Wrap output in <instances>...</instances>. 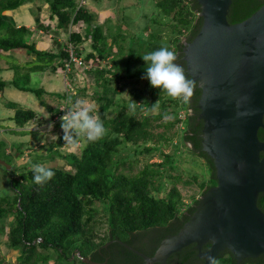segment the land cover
<instances>
[{"label": "trees", "instance_id": "trees-1", "mask_svg": "<svg viewBox=\"0 0 264 264\" xmlns=\"http://www.w3.org/2000/svg\"><path fill=\"white\" fill-rule=\"evenodd\" d=\"M31 1L0 0V60L3 54L18 51H26L29 59L35 57L26 63H13L15 76L11 81L0 80V93L13 87L33 94L51 113V119L63 116L65 111L47 102L49 93L45 88L32 84V75L75 71L76 65L68 51L72 44L75 56L89 67L84 72L92 75L95 87L92 99L98 104L95 113L103 121L106 133L96 142L88 141L80 154L64 155L58 149L65 144L62 131L60 140L49 144L48 155L37 156L30 164L11 169L15 195L12 200L0 201V221L11 214L15 217L7 237L8 245L19 251V264H86L83 258L97 264H145L118 242L105 246L119 240L154 256L160 243L168 235L177 234L190 219L200 197L217 185L214 161L202 146L204 123L198 108L202 89L198 83L190 102L185 104L142 79L146 70L142 55L162 46L177 54L176 63L186 72L184 48L201 30V5L197 0H154L161 15L154 23L166 26L169 39L164 40L159 31L153 30L139 41V37L124 31V22L118 24V31L114 30L118 25L114 27L110 20L99 24L101 16L77 0H43L50 7V20L57 18L56 36H48L53 32L50 25L40 24L36 29L52 43L46 50L42 42L33 40L35 30L15 26L6 15ZM263 6L264 0H232L228 22L241 23ZM80 25L85 26L84 34L77 29ZM75 27L77 30L73 31ZM60 30L68 33L64 41L60 40ZM87 40L91 41L92 52L84 58L81 45ZM121 42L127 43L126 48ZM125 79L144 85L135 92L134 102L141 104L135 112L129 111L119 98L123 92L120 83ZM86 92L84 89L71 96L52 93L50 97L73 101ZM158 101V112L154 114L150 110ZM7 108L15 112L10 120L19 130L11 129L13 133L40 139L37 132L26 129L38 118L36 111L19 108L15 102L7 103ZM55 125L60 128L61 122ZM259 138L264 141L263 129ZM165 147H171L172 151L166 152ZM185 153L203 162L201 173L190 171L187 176L182 171ZM6 156L14 158L15 153ZM155 157H161V162H152ZM56 158L64 160L68 168L45 166L55 176L43 185L34 183L33 164ZM141 162L143 167L139 168ZM180 185L197 186L199 195L187 204ZM258 206L264 212V193L259 196ZM210 246L211 243L207 244L204 250ZM215 260L217 264H238L229 250L221 252ZM203 261L193 244L172 255L168 263L204 264ZM240 264H264V255L245 259Z\"/></svg>", "mask_w": 264, "mask_h": 264}, {"label": "water", "instance_id": "water-1", "mask_svg": "<svg viewBox=\"0 0 264 264\" xmlns=\"http://www.w3.org/2000/svg\"><path fill=\"white\" fill-rule=\"evenodd\" d=\"M197 1L203 24L183 59L186 73L202 89V146L214 161L217 185L200 197L190 219L160 243L154 256L119 240L105 246L118 242L145 264H169L172 255L192 244L204 264L225 250L238 264L264 255V212L258 206L264 193V141L259 138L264 130V6L230 25L232 0ZM0 164L8 166L1 159ZM83 262L97 264L88 258Z\"/></svg>", "mask_w": 264, "mask_h": 264}, {"label": "rangeland", "instance_id": "rangeland-1", "mask_svg": "<svg viewBox=\"0 0 264 264\" xmlns=\"http://www.w3.org/2000/svg\"><path fill=\"white\" fill-rule=\"evenodd\" d=\"M79 3L82 0H77ZM113 0H86V6H94L100 10V13L104 15H100L101 18L98 19L99 24L103 25L106 20H110L112 24H115L114 27L121 23L125 24L123 26L124 31L126 33L134 34L139 37V41H141V37H144L149 34L151 31H159L160 34L164 36V40L169 39V31L165 30L164 27H160L154 23V20H160L161 15L159 11L155 7L154 0H118L115 4H113ZM89 4V5H88ZM20 9V8H19ZM20 15H25L26 11H19ZM92 13L97 14L98 12L93 9H90ZM148 14L150 17V21L147 22L146 18L143 17L144 14ZM14 14V13H13ZM28 15V14H27ZM106 16V17H105ZM102 17H105L102 19ZM47 18L45 16L38 17V23L42 24L46 23ZM27 24H23L25 26ZM36 25V23H35ZM50 25V24H49ZM118 25L114 30L118 31ZM85 27L82 30V34H84ZM53 33L56 36L57 33L53 29ZM121 33V32H120ZM124 34V33H123ZM129 34V35H130ZM37 35H41L39 32ZM60 35V32H59ZM68 38L67 34H63L60 37V40H66ZM143 39V38H142ZM35 40L38 42H42L41 46L46 50H49L47 42L44 41L43 37L38 38L35 36ZM121 44L126 48V42H121ZM81 49L83 51V57L85 58L90 52H92L91 41L87 40L81 45ZM9 54V55H8ZM3 54L2 59L7 62L15 63L16 61H20L21 58L13 57V53ZM16 55V54H15ZM19 59V60H18ZM110 66L111 63H108ZM48 73V72H47ZM1 76L5 75L4 72L0 73ZM53 81H57V83L53 84L54 87H58L62 89L60 94L63 95L68 93V95H76L80 91L87 89V92L82 94L78 98H85L87 99L93 106L94 109H98V104L93 101L92 94L95 87H93V78L92 75L85 73L80 67H77V70L73 72H59L55 75H49ZM33 78V77H32ZM39 82L38 77L35 80ZM121 86L123 88L122 94L119 96L121 100L127 105L131 102V99L135 100V92L138 93L141 89L144 88L143 83H136L135 80L125 79L122 81ZM50 83L47 85H42V82H39L38 87H44L47 91H50ZM52 89V88H51ZM127 93V94H125ZM64 97V96H63ZM47 102L53 106L55 109H61L63 111H67L71 104L69 103L68 99L65 98H58L56 96L50 97L49 95L46 96ZM75 101V100H73ZM15 102L17 103L19 108L23 109H31L38 113V118L33 121L30 125L26 127V129L37 132L36 137H39V140L32 139V135H22V133L18 132L13 133L11 129H16L14 123L11 125L10 117L15 113L14 109L7 108V103ZM152 113H157L158 110L156 108H152L150 110ZM61 122L60 117L56 116L55 119H51V113L44 107H42L36 97L33 94L21 92L13 87H8L5 89L3 93V97L0 99V143H2V147L0 149V159L5 161L7 165L5 166L0 164V201L1 200H12L15 192L11 186V169L19 166H23L26 164H30V162L37 156H46L49 154V144L52 142H58L60 140V134L63 131L62 128H56L55 123ZM163 131V129H159V132ZM176 142V140H175ZM88 141L85 137L81 136L78 144L74 147H59L58 149L66 155L69 153H78L86 147ZM21 149V153L18 152ZM7 150V151H5ZM166 152H171V147L165 149ZM15 153L13 157H7L6 153ZM185 160L181 165V169L186 175L190 171H194V173H201L203 171V162L199 160H194L191 154L185 153L183 156ZM144 160V158H141ZM152 162H161V157H155ZM43 166L48 167H66L68 168L67 164L64 160L56 158L55 160H50L44 163H41ZM143 167V163L141 162L139 168ZM11 168V169H10ZM188 176V175H187ZM185 176V179H187ZM180 189L183 192V195L186 198L187 204L193 201V198L196 194V197L199 195V189L197 186H190V187H183L180 185ZM15 217L13 214L9 215L7 218L0 221V259L3 258L9 250H14L6 242L8 243V234L13 227ZM106 229V227H105ZM5 248V250H4ZM16 253H14L15 255ZM1 261V260H0ZM1 263V262H0ZM54 264V263H52Z\"/></svg>", "mask_w": 264, "mask_h": 264}, {"label": "clouds", "instance_id": "clouds-1", "mask_svg": "<svg viewBox=\"0 0 264 264\" xmlns=\"http://www.w3.org/2000/svg\"><path fill=\"white\" fill-rule=\"evenodd\" d=\"M142 59L146 62L145 75L142 79L148 80L153 88L161 89L162 93L173 100H180L185 104L190 102L196 82L188 76L182 65L176 63L177 54L173 50L162 46L142 55ZM81 69L84 71V68ZM69 103L71 107L60 117L64 147L76 146L81 136L89 142L101 139L106 133V128L100 117L96 115L94 106L85 98H77L75 101L70 98ZM138 105L141 104L131 99L128 105L129 111L135 112ZM158 106L159 101L152 107ZM32 170L33 181L38 185H43L55 176L52 169L41 164H33ZM208 261L209 264H217L213 257H208Z\"/></svg>", "mask_w": 264, "mask_h": 264}, {"label": "crops", "instance_id": "crops-1", "mask_svg": "<svg viewBox=\"0 0 264 264\" xmlns=\"http://www.w3.org/2000/svg\"><path fill=\"white\" fill-rule=\"evenodd\" d=\"M113 4H115V3H113ZM87 8L89 10L93 9V10H95V12L97 11L98 12L97 15H99V16L100 15H104L103 13H100V10H98V8H96L94 6H92V7L91 6H87ZM23 10L26 11L25 15H20L18 12H16L17 10L6 14L8 16V18L11 20V22L15 26L21 27L23 24H27V25H25V27L36 31L37 27L40 25V24H37L38 23V17L43 15V16H45L47 18V22L46 23H42V24H46V26H49V24H50L52 29L56 28L57 18H55L53 21L50 20V15H51L50 7L43 0H32L31 2L26 3L25 5L20 7L19 11H23ZM105 17H103V18H105ZM143 17L146 18L147 22L150 21V17H149L148 14L145 13L143 15ZM98 19H100V18H98ZM35 23H36V25H35ZM73 31H76V27L73 29ZM38 32L41 34L42 31L41 30L40 31L37 30L36 33L34 34V36L32 37L33 40L35 41V36L38 37V38H42L43 37L44 41L47 42L48 48L51 47L52 43L47 39V37L48 36H50V37L54 36L53 32H50L48 36L43 34V32L39 36V35H37ZM63 34H67L68 35V33H66L65 31L60 30V37ZM62 41H64V40H62ZM12 53H13V55H12L13 57L21 58L20 63H26L29 60L31 61L32 59H35L34 56H32L31 59H29L28 56H27V52L26 51H18V52H12ZM6 54H8V53H6ZM12 66H13V63L7 62L4 59L0 60V73L4 72V74H5L3 76L0 75V80L11 81L14 78L15 75H14ZM49 75H51L50 71H46L45 73L33 74L32 75V77H33L32 78V84L37 86V85H39V82L40 83L42 82V85H47V84L50 83L51 84L50 85V91H47L45 89L49 93V96L52 93H60V92H62V89H60L61 87L60 88L54 87L53 84L57 83V81H53V79ZM52 75H55V74H52ZM37 77L39 79V82L35 81ZM4 91L2 93H0V99L3 97ZM14 114L10 118H12L14 116ZM9 123L12 125L14 122L10 120ZM14 126H15V123H14ZM7 244L8 243L6 242V246H7ZM4 250H5V248H4ZM9 251H11V252H8L3 258L0 259L1 260L0 264H19V261H18L19 260V256H20L19 251H16V250H9ZM14 253H16V254L14 255Z\"/></svg>", "mask_w": 264, "mask_h": 264}, {"label": "built area", "instance_id": "built-area-1", "mask_svg": "<svg viewBox=\"0 0 264 264\" xmlns=\"http://www.w3.org/2000/svg\"><path fill=\"white\" fill-rule=\"evenodd\" d=\"M81 4H82V5L86 4V0H82ZM84 27H85L84 25H80L79 27H77V29L79 30V32L82 33V30L84 29ZM41 34H42V32H41ZM73 48H74V47H73L72 44L69 45V47H68V51H69V53H70V55H71L72 61H73V62L75 63V65H76V68H77V67H80V68L88 69L89 67H87L85 64H83L82 60L79 59V58H77V57L75 56V54H74V49H73Z\"/></svg>", "mask_w": 264, "mask_h": 264}, {"label": "flooded vegetation", "instance_id": "flooded-vegetation-1", "mask_svg": "<svg viewBox=\"0 0 264 264\" xmlns=\"http://www.w3.org/2000/svg\"><path fill=\"white\" fill-rule=\"evenodd\" d=\"M201 263V262H200ZM200 263H198V264H200ZM101 264H105V263H101Z\"/></svg>", "mask_w": 264, "mask_h": 264}]
</instances>
